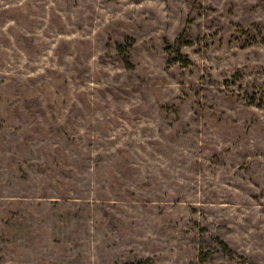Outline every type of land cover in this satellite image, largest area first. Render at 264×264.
Masks as SVG:
<instances>
[{
	"label": "rangeland",
	"instance_id": "1",
	"mask_svg": "<svg viewBox=\"0 0 264 264\" xmlns=\"http://www.w3.org/2000/svg\"><path fill=\"white\" fill-rule=\"evenodd\" d=\"M264 264V0H0V264Z\"/></svg>",
	"mask_w": 264,
	"mask_h": 264
},
{
	"label": "trees",
	"instance_id": "2",
	"mask_svg": "<svg viewBox=\"0 0 264 264\" xmlns=\"http://www.w3.org/2000/svg\"><path fill=\"white\" fill-rule=\"evenodd\" d=\"M126 264H143V263L141 261V262H130V263H126Z\"/></svg>",
	"mask_w": 264,
	"mask_h": 264
}]
</instances>
